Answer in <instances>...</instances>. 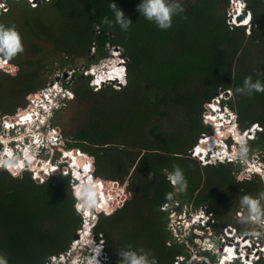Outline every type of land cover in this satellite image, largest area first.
<instances>
[{
  "label": "trees",
  "instance_id": "trees-1",
  "mask_svg": "<svg viewBox=\"0 0 264 264\" xmlns=\"http://www.w3.org/2000/svg\"><path fill=\"white\" fill-rule=\"evenodd\" d=\"M244 2L251 17L248 34L243 27L226 25L228 0H182L184 12L173 17L167 30L157 29L139 14L140 0H50L48 4L40 3L37 12L25 21L21 19L22 27L35 40L52 47L59 57V68L77 55H87L91 49L94 58L84 69L102 60L109 47L117 48L122 57L125 84L116 90L104 86L93 92L88 78L73 72L76 102L89 99V104L85 117L76 116L81 125L69 138L68 147L77 152L63 153L65 159L69 158L68 164L81 152L96 160L95 172L102 178L92 179L101 190L99 201L108 204L102 211H110L108 216L115 214L109 218L99 216L92 233L96 242L104 244L109 264H118L117 253L129 247L149 252V259L155 258L157 264H174L181 257L183 245L166 246L162 231L166 229L167 213L160 209L174 198L179 203L190 202L194 208H205L217 228L223 212L231 210L233 215L241 208L242 196L258 198L264 193L258 177L238 183L230 168L201 167L188 154L201 135L210 133L201 122L203 107L209 106L218 92L228 91L230 96L221 105L237 115L239 130H247L253 124L262 127L247 147L249 152H262L264 158V93L247 96L235 91L245 77L264 83V0ZM23 3L10 0L4 4L0 9V15H6L3 24L13 20L14 8L20 9L19 17L28 15L29 8ZM109 3H115L132 21L127 31H121L114 22H104L105 18L113 19ZM48 8L54 13V20L46 23L40 15ZM16 31L21 34L19 29ZM39 51L32 46L25 51L24 60L10 58L11 63L22 65L9 74L12 76L5 74L10 77L6 113L12 115L17 108H23L26 97L43 87L39 78L44 65L32 60ZM75 79L79 83L76 90ZM29 108L11 120L5 118L6 123L22 118ZM211 112L208 122L222 126ZM218 136L213 131V137L225 138L230 144L225 132ZM87 159L91 172L92 164ZM37 160V156L14 159L9 163L19 167L0 171V255L7 264H44L49 257L67 251L71 238L82 226L74 207L70 177L59 172L41 184L35 183L32 175L43 172L46 177L54 170L43 171L42 166L49 163ZM177 166L187 180V189L182 193L176 192L166 179V172ZM28 167L32 172H24L20 178H12L6 172L20 174ZM127 177L132 197L116 211L125 188L117 192L114 180ZM169 192L173 197L166 200ZM261 206L264 207V200Z\"/></svg>",
  "mask_w": 264,
  "mask_h": 264
},
{
  "label": "rangeland",
  "instance_id": "rangeland-1",
  "mask_svg": "<svg viewBox=\"0 0 264 264\" xmlns=\"http://www.w3.org/2000/svg\"><path fill=\"white\" fill-rule=\"evenodd\" d=\"M19 1L24 2L23 4L25 7L28 6L29 10H27V12H28L27 16L19 17L20 9L14 8V9H12L13 20L12 21L7 20V23L5 22V24H3L4 23V16H6V15H4V16H2V14L0 15V26L12 27L15 30L19 29V31L21 32V34H19V35H20L21 43L23 45V51L20 53H17L11 59H14L17 61H22V60H24V58L26 56L25 51L31 50L32 46L37 47L40 51L36 55H33V53H32V55H33L32 60H34V61L40 60V61H42L43 65H44L43 75L39 78L40 79L39 81H41L44 85H43V88L41 87L40 90L36 91V94L40 95V94L44 93L45 90H42V89H45L47 83L56 82V84H58V85L62 84L63 86H65L67 88V90L70 92V94L72 95V97L69 96L70 98L68 97L69 99L64 101L61 108L52 116V118L49 121H47L45 126L40 128V133H41L40 138H42L41 142L45 141V139L48 140V142L50 143L48 145V148L36 149V145L33 146L28 138L21 140L22 142L25 143L23 145L18 144L19 141H17L16 146L11 145V144L6 145L3 143L2 145H0V171H1V168L4 167V165H6L5 162L7 161V159H9L13 156H16V160L22 161L23 160L22 157H24V155H27V153H28V155L31 154V155L38 156L40 158V160H42L44 162L50 160L51 164H53L59 168V170H55L54 172L51 173V172H49L51 170L49 164H46L48 166L47 169L44 168L42 170L49 172V174L46 177L41 175V174H39L41 176H39V175L36 176L35 174L32 175L35 183L41 184L42 182H44L48 178V176L56 175L59 172L62 176L68 175L71 179L73 176V173L68 172L66 170V169L70 168V164H68V160L65 159L66 153L63 156V151L75 150L74 148L68 147V144L71 143V140L69 138L72 137L76 131H78L79 126L81 125L80 120L79 121L76 120V116H79L80 118H82V116L85 117L84 114L87 112L88 104H89V102H88L89 99L82 101L80 103L76 102L77 101L76 97L74 99V95H73L74 84H72V80H73V76H74L73 72H75V73L77 72L78 74H81V76L85 78V75L88 76V73H90V72L95 73L96 70L102 71L105 68V64L110 63L109 57H110V54L114 51L109 47L106 50V56L102 60L98 61L97 63H95L93 65L90 64L91 66L89 65L90 67L89 68L87 67L86 70L84 69L85 65L88 64L89 62H91L94 58L92 49L89 50L87 55H77V56L69 59L64 64L63 68H59V62H58L59 57L54 55L52 47L47 43L41 42L39 40H35L30 35L29 30H27L25 27H22V23L25 21V19H28V17H31L33 14H35L37 12V8L39 7L40 3L48 4L50 2V0H45V1L37 2V3H35V2L30 3L27 0H19ZM25 2H26V4H25ZM231 7L232 6H231V1H230V9H231ZM10 11H8L6 14H9ZM39 12H41L40 9H39ZM40 16H41V19L44 20L46 23L52 22L54 20V13L52 11H50L49 8L46 11L42 12ZM21 19L22 20L24 19V21H22ZM0 54L4 56L3 53H0ZM54 57H57V58L53 60ZM8 61L10 62V59H8ZM119 68L120 67L116 68L117 69L116 71H118ZM9 76H12V75H9ZM9 76L8 75L5 76V74H4L3 79L0 80L1 81L0 82V113L6 114L5 118H9L10 120L12 118H15V116L18 112L25 111V109H27L29 107V105L33 104V102H34V104L37 103L39 106H45L46 100L44 97H39L37 99H34L33 101H30V100H28L30 96H27L25 99V101L27 103H25L23 108H17L15 110L14 114H12V115L6 113V110H5V107H6L5 102L6 101L5 100L7 99V95L10 92L9 91L10 88L8 86V84H9L8 78H10ZM123 82H124L123 80H120V85H122ZM78 85H79L78 80L75 79V90H76ZM120 85L119 86H117V85L112 86V88L113 89H119L120 87H122ZM88 87L91 89V91H93V92L96 91V88L91 87L89 82H88ZM78 91L80 93L81 88H78ZM31 108H29V110L27 111L28 113L23 115V116H27L26 118H24L23 121H22L21 117L19 118L21 120L20 122H18L19 119H17L15 121V122H18L17 124L19 126L17 125V127L15 128L14 131L17 135H20V133H22L21 135L24 134L22 136V138L26 137V133H27V131H26L27 127H25V124H28L29 122H31V120H30L32 118V114L30 111ZM34 109H35V107H34ZM206 116H209V115H206ZM82 120H84V119H82ZM31 124L33 126L35 123H31ZM8 127H10V126L8 125ZM22 127H25V129H23ZM207 128L210 131V135L214 131V134L219 133V136H220L222 126L213 127V131L211 130L210 126H208ZM238 129H239V127H238ZM47 131H51V133L49 135L50 139H47L48 138ZM52 136H54V138L56 139V142L52 139ZM20 138L21 137L15 138V140L16 139L18 140ZM215 142H216L215 145H217L219 143V142H217V140ZM239 146L240 145H234V148H230V149L231 150L234 149V151H237L239 149ZM59 151H61V152H59ZM81 155L87 156L90 159V162L92 164L91 165L92 171L90 172L89 175H91L92 178L95 180L101 179L102 177L98 176V174H96V172H95V164H96L95 161L96 160L92 156H89V155L84 154L82 152H81ZM234 160H235V164L230 169V172L232 173V175H234L236 182L242 183V182H246L248 180L256 179V176L255 177L251 176V178L248 180H245V177H241L240 179H237L235 177L236 174H238L239 172L243 173L245 171H248L249 168H252L251 172L256 173L258 176L261 177L260 180L262 181L263 186H264V158H263L262 152H259V151L249 152L248 151L246 162L244 160L239 159V158H234ZM213 162H211L207 166L215 165L216 162H214V163ZM200 166H202V165H200ZM37 171H39V170H37ZM6 172H8V174L12 178H20L22 176V174H24V172L29 173L32 171H30V168L28 167L25 170H23L20 174H17V172H15L16 175H13L12 174L13 172L11 170H8ZM111 173H112V175L116 176L115 171H113ZM203 179H204V177H203ZM70 183H71V181H70ZM108 183L111 184V182H108ZM114 183H116V186L118 187V188L114 187V189L117 192L122 191V189L125 188V192H124L122 198L120 199L119 204H117V206L115 207L116 211H118L120 208H122L123 205H125L127 202H129L130 198L132 197V193L127 188V187H129L128 177L125 180H120V179L114 180ZM75 184L76 185L71 183L70 189H71L72 197L76 200L77 196H76V193H74V186L76 188L79 183H75ZM95 191H97V190H95ZM107 195H109V194H106V197H107ZM102 202L105 203L104 201H102ZM78 203L79 202H77V201L75 202V206H74L75 210L80 215V217L82 219V223L83 222H90V224H89L90 226H92L95 222H98L99 216H102L104 218H109L115 214L114 211H113L114 213L112 212L113 214H111L110 216H107L103 213H101L103 215L95 213L93 216H90L87 218L84 215L85 210H83V209L79 210V211L77 210ZM260 203L262 204V200L260 201ZM107 206H108V204L107 205L105 204L104 208H101L98 206H95V207H98V209L100 211H102V210H105L107 208ZM90 209H93V208H89V210ZM195 209H197V208H194L190 202L179 203L177 200H175V198L173 199L172 202L168 203L167 207L163 206L160 209V210H162V212L164 211L165 213H167L166 229H164V230L161 229L166 234L165 235L166 240H167L166 246H173V245H177V246L181 245L182 246L183 245L182 254H181L182 258L180 259L178 264H200V263H196L198 260L197 259L193 260L194 257L192 256L195 253H197L196 256H199L198 254L202 253V250L198 249L200 244L197 241H196L197 246L193 247L194 242L192 241V237H193V234H195L192 231L193 227H190L188 223H185L188 221V219L185 218L184 215L181 216V218H183V219H175L173 217L174 215H178L182 212H185L188 214V212L194 211ZM237 211H238V209L236 210V212ZM223 213L224 214H223V217L221 219V224H229V225H231V229L235 228L237 230V227H238L239 230L242 231V232H239V235H241V236L237 238V241L240 242L239 245H245L246 244V241L248 239H247V237H245V235L247 236V234L250 235L251 240L254 239V237L251 235L252 231L255 230V231L262 232L260 224L241 223L240 220L235 219L233 217V215L230 214L231 210H226ZM235 217H237L236 214H235ZM127 221L131 222V219L128 218ZM221 224H219V226H222ZM218 228L219 227H217V229ZM173 229L178 230V232L180 230L182 232L181 237H183V238L182 239L178 238L179 239L178 241L173 239V237H177L173 233ZM85 232H87V229H85V231H84V228L81 226V229L75 233V235L71 238L70 243H69V245H70L69 249L72 250L71 251L72 257L73 258H79V261L81 262L80 264H88V261H89V259H87L88 258V252L85 251L84 247H82V250H78L77 246H80L82 243H88V242L93 241L91 236L90 237L85 236V234H84ZM237 232H238V230H237ZM178 237H180V236H178ZM257 238H260V237H257ZM184 239L186 242L182 241ZM220 241L221 240H219L218 237H216L215 240L212 241L214 243V246H215V249L213 251L214 254H216V252L218 253L217 248L219 246ZM227 243H229V242H227ZM258 243H259V240H258ZM101 246H104V244L102 243ZM259 252H256L253 255L254 260L256 257H258L259 260H260V258H262V260H263L262 263L264 264V254L263 253L261 254ZM252 253H253V251L251 250V248L247 249L246 255H252ZM209 256H210V254H209ZM250 257L251 256H249V258H248V256H247L248 259H250ZM210 258H209V261L211 263H212V261L215 262L217 259V257H215L213 255L210 256ZM183 259H184V261H183ZM198 259H200V258L198 257ZM103 260H104V264H109L110 259L108 258L107 255H105V258L103 257ZM44 264H46V263H44ZM248 264H250L249 261H248Z\"/></svg>",
  "mask_w": 264,
  "mask_h": 264
},
{
  "label": "clouds",
  "instance_id": "clouds-1",
  "mask_svg": "<svg viewBox=\"0 0 264 264\" xmlns=\"http://www.w3.org/2000/svg\"><path fill=\"white\" fill-rule=\"evenodd\" d=\"M27 1L30 3H32L33 1L37 3V1L41 2L45 0H27ZM109 7L113 13V19L112 21H108L107 18H105L104 22L106 23L114 22L116 25L119 26L121 31H127L132 21L125 16L123 11L120 10L116 6L115 3H109ZM137 10L139 14L142 15L146 21L153 23L157 27V29L167 30L172 26L173 17L178 16L184 12V7H183L182 0H140V3L137 5ZM22 51H23V45L21 43V39H20L18 32L12 27L0 26V53H3L6 59H10L14 57L17 53H20ZM95 72H99V71L96 70ZM119 85H120V81L117 82V86ZM42 90H45L44 93L38 95L35 92L29 95L30 96L29 99L27 98L28 100L33 101L34 99H37L39 97H44L46 101H45V106H39L37 103L34 104V102L33 104L29 105L31 107H35V110H36L34 111L33 108L30 109L31 114H32L31 123H35V124L33 126L31 123L25 124V127H27L26 129L27 133H26V137L22 138L23 140L27 138L30 140L31 137L29 135L31 133L35 134V136L41 134L40 128L45 126L47 121H49L52 118V116L61 108L64 101L72 97V95L70 94V92L67 90L65 86H63L62 84L58 85L56 84V82L47 83L45 89H42ZM235 91L238 94L247 95V96H251L253 92L264 93V83H262L259 79H257L256 81H252L251 77H245L243 81V85L241 87L236 88ZM210 107H212V105L203 107L204 111L201 116L202 118L201 122L206 127L210 126L211 130L213 131V127L215 126L220 127V126L218 125L219 123H216V125L214 126L215 122L213 121H212L213 124H210L208 122L209 118H205L206 115H209L210 117L212 114ZM216 109L217 111L215 112L218 113L217 116H220L221 121L224 122L225 124L226 132H229V134L226 137H227V140L230 142V144L227 143L225 138L224 139L220 138L218 139L217 142L223 141V145L218 144V148L215 150H212V151H215L213 152L214 153L213 156L212 154H209L208 157L204 158L203 156L202 158L201 157L198 158L195 153L196 148L199 145L202 146V143H203L202 141L204 140L208 141L209 139L213 138V133H211V135L210 133H207L199 137L196 145L188 152V154L191 159L193 160L196 159L195 161L198 162V164L202 165L201 167L207 166L208 164L214 161L216 162V164L211 165V166H223V167L227 166L228 168L231 169L232 166L235 164L234 158H239L241 160H244L245 162L247 161L248 143L254 139V136L256 135V133L262 131V127L259 126L258 124H253L252 126L249 127V129L240 131L237 127L238 126L237 115L234 112L230 111L229 109L221 105H219V107ZM25 127H22V128L25 129ZM222 128L224 129V126ZM51 131H47L48 133L47 139H50L49 135ZM222 133H220V135H222ZM234 135L238 136L237 138L238 141L235 140ZM53 138L54 136H52V139ZM35 141H38V140H35ZM45 142H46V146L43 149L48 148V145L50 144L48 140L46 139H45ZM42 143L45 145L44 141H42ZM14 144H17V141H13L11 143V145H14ZM32 145L34 146L35 144H32ZM234 145H240L237 151H234V149L232 150L230 149V148H234ZM213 148L214 147H212L211 149ZM67 151H63V153ZM41 161L42 160H40V158L38 157V160L36 162L40 163ZM46 162L49 163L50 169L52 168L54 169V170H51L50 172L59 170V168L51 164L50 161H46ZM5 166L9 168L19 167V165H16L13 163H7L6 165H4V167ZM66 170L68 172H71L70 168ZM251 170L252 168H249L248 171H245L243 173L239 172L238 174H236L235 177L237 179H240L242 177L240 176V174H242L245 177V180L250 179L251 176L253 177L256 176L259 179L261 178L256 173L251 172ZM12 174L16 175L15 172H13ZM39 174L42 175L43 172L41 173L39 172ZM166 179L169 181L171 185L174 186V189L176 192L182 193L187 189V180L183 172L178 166L174 167L170 173L166 172ZM172 197H173L172 192L165 194L166 200H171ZM78 200H79V203L77 206L78 211L82 209L87 210L89 208L95 207L94 189L92 187L91 182H88L81 186V189L79 191V199L76 197L75 202L76 201L78 202ZM261 200H264V193H261L258 198H254L249 195H244L240 198V201H239L241 208H239L238 211L237 212L235 211V213L233 214L234 218L237 220H240L241 223L261 225L262 232L254 230L251 233L253 237H260L259 243H258V240L254 241L255 249L252 248L250 244L249 245L245 244L246 251L247 249H250V248L253 251L252 255H254L256 252H259V251L264 252V207L261 206V203H260ZM165 207H167V205H165ZM241 210L242 212H240ZM101 213L107 216L109 215V214L104 213L103 211H101L98 214H101ZM182 213L184 214L185 218L188 219V221L185 223H188L190 227H193L192 231L195 233L193 234V237H192V241L194 242L193 247L197 246L196 244V241H197L200 244L198 249L202 250V253L198 254L199 256H196L197 253L192 255L194 257L193 260L197 259L198 261L196 263H200V264H203L202 259L208 262V264H226V257H227L226 251L229 250L230 248L225 247L220 252V254L213 253L215 246L212 241L215 240V238L217 237V234L215 233V228H214V224H216V222L213 220L212 215L209 212H207L205 208L198 209V210L195 209L194 211L188 212V214L185 212H182ZM182 213L178 215H174L173 217L175 219H183L181 218ZM235 214L237 217H235ZM89 224L90 222H83L82 227L84 228V231L85 229H87V233L85 234V236L86 237L91 236L93 241L88 242V243H82L80 246H77V248L78 250H82V247H84L85 251L88 252V258H87L89 259L88 264H104V260H103V257L105 258L104 247L101 246L102 244L101 242H96L93 239L92 230L96 222L92 226H90ZM174 230H175V235L177 237H173V239H175L176 241H178L180 238L182 239L183 238L181 237L182 232L180 230L179 232L176 229ZM230 236L231 235L229 234V232L226 231L225 237H230ZM221 237L224 239L222 234H221ZM182 241H185V239ZM247 241L249 243L251 242L250 239H248ZM71 251L72 250L69 249L68 251H65L61 254L51 256L45 261V263L46 264H80L81 262L79 261V258H73L71 255ZM232 253L233 255H235L232 259H230V261H232L233 264L241 256L242 257L244 256L246 258V252L244 254L240 253L238 255H236L234 251H232ZM209 254L210 255L212 254L213 256L217 257L220 263H217V260L214 263H211L209 261V257H210ZM117 255L119 257L118 264H157L155 258L149 259L150 253L144 252L143 249H140L139 251H134L129 247L126 250L119 251ZM198 257L200 259H198ZM181 258L182 257L175 259L174 264H178ZM222 259H225V262H222ZM249 263L252 264L251 261H249ZM0 264H7V260L3 255H0Z\"/></svg>",
  "mask_w": 264,
  "mask_h": 264
},
{
  "label": "bare ground",
  "instance_id": "bare-ground-1",
  "mask_svg": "<svg viewBox=\"0 0 264 264\" xmlns=\"http://www.w3.org/2000/svg\"><path fill=\"white\" fill-rule=\"evenodd\" d=\"M7 1H10V0H0V9L4 6V4ZM13 1H19V0H13ZM230 1H231V6H232L231 9H230ZM230 1L228 0L229 8H228V13L226 15V25L229 28H231V27H243L245 29V33L248 34L249 33V28H250L251 17H250V12L246 9V5H245L244 0H230ZM243 13H245L246 15L243 16ZM237 18H241V20L237 22ZM112 50L114 52H112L110 54V57H109V62L110 63L105 64V68L102 71L95 72V73L94 72L93 73L90 72V73H88V76L85 75V78L86 77L88 78V82L91 85V87H95L96 91L100 90L104 86H110L112 88V86H116L117 82H119L120 80L124 81L123 84L120 85V86H124V84H125V68H124V65L122 63V57H121L120 52H119V50L117 48H114ZM0 56L3 57V55H1V54H0ZM1 57H0V66L2 68L9 69V73H11L13 68H14L13 64L11 62H9L8 59H6L5 57H3V58L7 62L5 61L4 63H2V60H4V59H2ZM118 67H120V68H119L118 71H116L117 70L116 68H118ZM0 72L4 73V74H9V73L3 72L2 70H0ZM229 96H230V94H229L228 91L218 92L214 96V98L211 99V101L209 103V106L215 105V104L221 105L222 102L228 100ZM221 106L226 107L225 105H221ZM32 108L34 109V107H32ZM210 109L214 112L215 118H217L219 121H221L220 116H217L218 113L215 112V111H217V109L214 106L210 107ZM34 111H35V109H34ZM26 117L27 116H23L22 117V121ZM30 120L32 121V118ZM20 121L21 120L19 119L18 122H20ZM18 122H15L14 124L13 123H9L8 125L9 126L12 125V127H17V125H18L17 123ZM30 123L31 122H29L28 124H30ZM221 125H222V127L224 126V132H225V134L228 135L229 132H226L224 122L221 121ZM234 137H235V140L238 141V139H237L238 136L234 135ZM211 139H213V140H211V141H206V140L202 141L203 145L202 146L199 145L200 147L198 146L199 147L198 149L196 148L197 150H195V153H196L198 158L199 157L202 158L203 156H204V158L208 157L209 154H212V156H213V154H214L213 152H215V151H212V150L217 149L218 148V144L219 145H223V141H219V143L217 145H215L216 144L215 141L216 140L218 141V139L215 138V137H213ZM206 144H207V146H206ZM212 147H214V148L211 149ZM32 157H35V155H31V154L28 155V153H27V155H24V157H22V158H23V160H26V159L32 158ZM14 159H16V156H13V157L7 159L5 164L9 163L10 161H12ZM86 160H87V157L83 156L81 154H78L77 156H75V157L70 159L69 164H70V171H71V173H73L72 177H74L78 181V182L74 181V183L76 182V183L81 184L83 182H85V183L91 182L92 187L94 189V198L96 199V197L99 196V199H100L101 190H100L99 186L94 182L92 177L89 175L90 174V163H89L88 160L87 161ZM47 167H48L47 165H44V166H42V169H44V168L47 169ZM71 183H72V180H71ZM79 184H78V186L76 188L74 186V193H76V196H77L78 199H79V191H80ZM74 185H76V184H74ZM95 190H97V191H95ZM102 201L103 200H100V201L98 200L97 203L95 202V206L104 208L105 204L107 205V203L105 201H104L105 203H103ZM84 215L87 218L90 217L89 216V209L85 210ZM86 233L87 232H85L84 234H86ZM232 251L233 250H232L231 247H230L229 250L226 251V255H227L226 264H233L232 261H230V259H232L235 256V255H233ZM247 261H248V259H246L243 256L242 258L239 257L236 262H238L239 264H246V263L248 264ZM222 262H225V259H223Z\"/></svg>",
  "mask_w": 264,
  "mask_h": 264
},
{
  "label": "flooded vegetation",
  "instance_id": "flooded-vegetation-1",
  "mask_svg": "<svg viewBox=\"0 0 264 264\" xmlns=\"http://www.w3.org/2000/svg\"><path fill=\"white\" fill-rule=\"evenodd\" d=\"M4 57V56H3ZM13 64V63H12ZM20 65H22V63L20 62L19 64H18V66H20ZM18 66H17V63H15V64H13V70H12V72L11 73H9V74H13V73H15L16 72V70L18 69ZM0 74H1V72H0ZM2 74H4V73H2ZM8 74V75H9ZM179 208V207H178ZM198 209H204L203 207H198L197 208V210ZM233 213H235V211L233 212ZM234 217V216H233ZM218 224H221V222H219ZM217 227H219L218 229L217 228H215V233L217 234V237L219 238V240H221L220 241V244H219V246H218V254H220L219 252H221L225 247L226 248H232V250L234 251V253L236 254V255H238V254H240L241 252H243V250H246V246L245 245H239V241H237V238L238 237H240L241 235H239V232H237V230L235 229V228H232L231 229V225H229V224H227V225H224V226H217ZM223 227V228H222ZM221 228V229H220ZM238 228V227H237ZM217 229V230H216ZM226 231H228L229 232V234L231 235L230 237H225V234H226ZM221 234H222V236L224 237V239L221 237ZM245 237H247V239H250V235L249 234H247V236L245 235ZM246 239V240H247ZM251 240V239H250ZM227 242H229V243H227ZM228 244V245H227ZM247 245H251V247L252 248H254L255 249V243H254V240H251V242L249 243H246ZM229 246V247H228ZM217 253V252H216ZM259 253H263L264 254V252H259ZM210 256H212V254L210 255ZM247 256H248V258H249V256H251L250 257V259H248L247 258ZM210 258V257H209ZM246 258L249 260V261H251V263L252 264H260V261L262 260V258H260V260L258 259V257H256L255 258V260H254V257H253V255H246ZM211 259V258H210ZM217 260V263H220L219 261H218V259H216ZM254 260V261H253ZM202 261H203V264H208V262H206V261H204V259H202ZM263 261V260H262ZM262 261H261V264H263L262 263ZM212 263H214V261H212Z\"/></svg>",
  "mask_w": 264,
  "mask_h": 264
},
{
  "label": "built area",
  "instance_id": "built-area-1",
  "mask_svg": "<svg viewBox=\"0 0 264 264\" xmlns=\"http://www.w3.org/2000/svg\"><path fill=\"white\" fill-rule=\"evenodd\" d=\"M1 58L4 59L3 57H1ZM5 61H6L5 59L2 60V63H4ZM0 70H2L5 73H9V69L2 68L1 66H0ZM212 106H215V108H218L219 107V105H217V104L212 105ZM5 117H6V114H4V113L1 114L0 113V145H2L3 143L6 144V145H8V144H11L13 141H19L18 144H20V145L22 144L23 145L24 142L21 141V140H23L22 139V136L23 135H21L22 133H20V135H17L15 133V131H14L16 127H12V126L8 127V124L5 121ZM208 117L209 116H205V118H208ZM14 133H15V135H14ZM14 136H16V137H14ZM29 136L31 137V139H30L31 144H35L36 145V149H40V148L43 149V148H45L46 142L44 141L45 145L41 142V140H42V138H40L41 134L35 136V134H32L31 133ZM19 137H21V138L18 139V140L17 139L15 140V138H19ZM53 139L56 142V139L55 138H53ZM35 140H38V141H35ZM16 145L17 144H14V146H16ZM240 176L244 177L242 174H240ZM240 176H239V178H240ZM117 204H119V201H117ZM117 204H116V206H117ZM240 212H242V210ZM182 215H184V214L182 213L181 216ZM173 233L175 234V230L174 229H173ZM253 240L254 241L259 240V238L254 237ZM245 252H246V250H243V252H241V253L244 254Z\"/></svg>",
  "mask_w": 264,
  "mask_h": 264
},
{
  "label": "water",
  "instance_id": "water-1",
  "mask_svg": "<svg viewBox=\"0 0 264 264\" xmlns=\"http://www.w3.org/2000/svg\"><path fill=\"white\" fill-rule=\"evenodd\" d=\"M37 2H39V1H37ZM245 15L246 14L243 13V16H245ZM240 20H241V18H237V22L240 21ZM72 151L74 152L75 150H72ZM75 152H77V150ZM71 180H72V184H75L76 182H78L75 178H72ZM74 181H76V182L74 183ZM84 184H86V183L83 182V183L79 184L80 189H81V186L84 185ZM105 195H106V193H105ZM98 200H99V196L96 197L95 202L97 203ZM78 202H79V200H78ZM100 212L101 211L98 209V207H93V209L89 210V216H93L95 213H100ZM107 212L109 213L110 211H107ZM104 213H106V212H104ZM108 213H106V214H108Z\"/></svg>",
  "mask_w": 264,
  "mask_h": 264
}]
</instances>
